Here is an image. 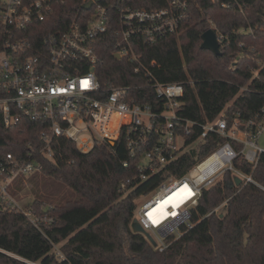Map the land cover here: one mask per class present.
Listing matches in <instances>:
<instances>
[{"label": "trees", "instance_id": "trees-1", "mask_svg": "<svg viewBox=\"0 0 264 264\" xmlns=\"http://www.w3.org/2000/svg\"><path fill=\"white\" fill-rule=\"evenodd\" d=\"M87 0H56L42 28H65L74 18H88L93 8L81 6ZM222 1L228 6H221ZM27 2V1H25ZM243 4L246 17L238 10ZM116 0H102L110 18H117ZM165 0H129V7H163ZM185 30L151 45L141 44L145 64L154 62L153 74L159 82H183L180 116L199 124L213 120L222 112L238 121L251 117L264 104V34H238V28L263 23L264 0H189ZM212 28L230 35V45L220 46L221 55L201 49V35ZM114 26L97 38L94 73L102 87L139 84L143 77L133 72L125 59L113 56ZM242 43L241 46L239 44ZM259 68L252 78V70ZM147 89H140L138 100L154 105L157 101ZM149 92V91H148ZM41 122L22 119L5 127L0 116V160L8 153L31 158L41 169L31 173L33 188L40 179L55 182L54 189L37 194L31 206L44 205L54 223L44 234L21 213L0 209V249L39 264H264V153L254 168L241 154L234 168L251 175L253 182L236 184L231 171H225L210 186L202 189L197 206L191 211L195 225L180 238L159 250L132 230L136 197L153 189L162 177H151L124 193L120 185L134 175V166L124 167L128 159L123 141L98 143L81 152L65 137L51 143L52 158L41 151ZM198 127V126H195ZM221 140V139H220ZM207 143L181 155L172 173L180 177L197 157L215 146ZM239 151L241 144L234 142ZM164 176V177H165ZM63 193H68L66 197ZM220 206V207H219ZM219 207V210L215 209ZM0 250V264H27ZM62 254L63 258L57 253Z\"/></svg>", "mask_w": 264, "mask_h": 264}, {"label": "built area", "instance_id": "built-area-1", "mask_svg": "<svg viewBox=\"0 0 264 264\" xmlns=\"http://www.w3.org/2000/svg\"><path fill=\"white\" fill-rule=\"evenodd\" d=\"M55 1L0 0L2 123L11 127L22 119L41 122V151L48 158L53 156L51 143L55 137L69 139L81 152L90 151L98 143L123 141L128 159L122 165L134 166L135 173L121 183L122 192H129L128 184L133 180L135 186L151 177H162L152 190L136 197L134 216L151 234L155 246L163 250L169 244L167 238L171 236L174 241L195 225L191 211L202 189L223 172L231 171L241 181L254 183L251 175L234 168L233 161L241 154L254 168L264 153L258 143L264 133V104L242 121L234 117L229 120L234 114L225 112L201 124L180 116L184 83L156 80L152 70L156 64H145L139 47L181 34L189 16V0H165L163 7L152 8H132L126 5L129 0H116L117 18H110L108 6L96 3L88 18H74L65 28H42ZM237 5L246 17L243 4ZM221 6L228 4L222 1ZM262 20L254 28L247 23L235 32L264 34V17ZM111 24L115 36L113 56L117 54V59L132 64L133 72L143 77L142 83L102 87L97 80L95 42ZM214 31L219 47L230 45V35ZM258 70H252V78ZM140 89L153 93L157 102L152 105L138 101L147 96L139 97ZM209 142L215 144L214 148L197 157L185 174L165 176L178 168L181 155L193 148L199 153ZM234 142L241 144L239 151ZM40 169L41 164L31 158V153L24 160L7 153L0 160V209L21 213L44 234L55 220L47 208L43 205L35 211L29 204L21 205L8 191L19 175ZM4 252L27 264H39Z\"/></svg>", "mask_w": 264, "mask_h": 264}, {"label": "rangeland", "instance_id": "rangeland-1", "mask_svg": "<svg viewBox=\"0 0 264 264\" xmlns=\"http://www.w3.org/2000/svg\"><path fill=\"white\" fill-rule=\"evenodd\" d=\"M258 143L261 147L264 148V133L261 135ZM40 181L41 182L36 183L37 186H35L34 190L33 188H31L33 186L32 175H19L8 186V191L14 196V198L18 201L19 204H26L28 206V204H31L32 201L35 200L37 194L44 195L49 191L55 190V182L43 178H41ZM62 194L66 197L68 196V193L62 192ZM44 205H46V203H44ZM47 205L50 204L47 202ZM219 207H217L216 209L219 210Z\"/></svg>", "mask_w": 264, "mask_h": 264}, {"label": "water", "instance_id": "water-1", "mask_svg": "<svg viewBox=\"0 0 264 264\" xmlns=\"http://www.w3.org/2000/svg\"><path fill=\"white\" fill-rule=\"evenodd\" d=\"M102 0H88L87 2H85L81 8L84 10H89L92 8V6H94L96 3H99ZM201 45L200 48L201 49H205L210 51L212 54H214L215 56H219L221 55V50L219 47V42L218 39L216 37L215 31L212 28L207 29L206 31H204L201 35ZM116 58H118V55H115ZM235 182L236 184H240L241 183V179L235 176ZM132 230L134 232H138L141 233L152 246L156 245L155 240L153 239V237L151 236V234L146 231L139 223L136 219H134L132 221Z\"/></svg>", "mask_w": 264, "mask_h": 264}, {"label": "snow or ice", "instance_id": "snow-or-ice-1", "mask_svg": "<svg viewBox=\"0 0 264 264\" xmlns=\"http://www.w3.org/2000/svg\"><path fill=\"white\" fill-rule=\"evenodd\" d=\"M85 83H86V82H85ZM149 216H150V218H151L152 214L149 213ZM153 222L156 223L157 221H156V220H153Z\"/></svg>", "mask_w": 264, "mask_h": 264}]
</instances>
